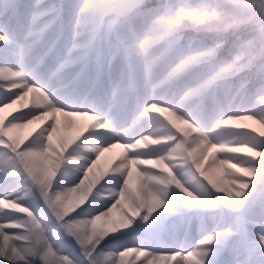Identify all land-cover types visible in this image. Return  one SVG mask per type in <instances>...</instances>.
Segmentation results:
<instances>
[{
	"label": "snow or ice",
	"instance_id": "snow-or-ice-1",
	"mask_svg": "<svg viewBox=\"0 0 264 264\" xmlns=\"http://www.w3.org/2000/svg\"><path fill=\"white\" fill-rule=\"evenodd\" d=\"M0 264H264V0H0Z\"/></svg>",
	"mask_w": 264,
	"mask_h": 264
},
{
	"label": "bare ground",
	"instance_id": "bare-ground-1",
	"mask_svg": "<svg viewBox=\"0 0 264 264\" xmlns=\"http://www.w3.org/2000/svg\"><path fill=\"white\" fill-rule=\"evenodd\" d=\"M116 151H118V150H116ZM113 155H115V152H114V153L107 154L106 157L102 158V160H101V165H102V166L105 165V164L107 163V161H108ZM205 163L207 164V161H206ZM213 175H214V177H216V178H219V177L221 176L220 173H213Z\"/></svg>",
	"mask_w": 264,
	"mask_h": 264
},
{
	"label": "rangeland",
	"instance_id": "rangeland-1",
	"mask_svg": "<svg viewBox=\"0 0 264 264\" xmlns=\"http://www.w3.org/2000/svg\"><path fill=\"white\" fill-rule=\"evenodd\" d=\"M250 123V122H249ZM253 127H258L257 125H253Z\"/></svg>",
	"mask_w": 264,
	"mask_h": 264
}]
</instances>
